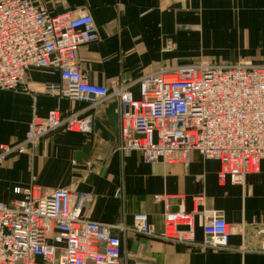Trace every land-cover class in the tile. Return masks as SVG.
Masks as SVG:
<instances>
[{
    "label": "built area",
    "instance_id": "2783aa9c",
    "mask_svg": "<svg viewBox=\"0 0 264 264\" xmlns=\"http://www.w3.org/2000/svg\"><path fill=\"white\" fill-rule=\"evenodd\" d=\"M97 38L89 12L52 15L36 0H0V89L23 88L29 69L56 71L59 81L38 90L83 103L67 114L52 109L34 114L23 137L0 144V164L14 154L32 153L45 135L59 129L90 135L89 110L117 103V150L138 152L144 162L161 160L187 166L193 152L219 163L220 183L243 185L264 160V63L249 60L162 67L137 79L109 85L90 82L77 51ZM166 40L162 51L174 49ZM137 90V97L134 90ZM0 200V264H126L114 230L126 228L82 216L94 196L70 188L47 190L31 183ZM162 195L153 196L155 202ZM196 204L201 198L194 197ZM194 213L164 210L162 229L144 212L134 213L131 230L150 239L200 249L227 247L232 226L220 212L202 211L204 240L197 242Z\"/></svg>",
    "mask_w": 264,
    "mask_h": 264
},
{
    "label": "crops",
    "instance_id": "0c3cea01",
    "mask_svg": "<svg viewBox=\"0 0 264 264\" xmlns=\"http://www.w3.org/2000/svg\"><path fill=\"white\" fill-rule=\"evenodd\" d=\"M36 2L52 15L75 16L82 8L89 12L97 38L78 49L77 59L89 81L96 84L137 79L183 61L264 63V0ZM191 30L202 41L217 42L219 51L207 58L190 54L185 39ZM168 39L176 48L164 52ZM57 81L56 71L29 69L23 88L0 89V144L21 139L34 114L43 117L52 109L62 114L86 109L83 103L38 90L44 82ZM134 95H138L136 89ZM109 104L88 112L97 120L105 119ZM112 135L114 139L108 141L99 137V131L84 135L59 129L45 135L32 153L14 154L0 165V200L9 203L19 198L14 189L31 183L47 190L70 188L91 193L94 198L81 214L126 228L114 230L126 264H264V160L257 172L245 176L243 185L220 183L216 160H204L193 152L187 166L161 160L144 162L136 151L122 155L117 150L118 120L112 124ZM87 142L90 152L77 158ZM156 194L163 199L155 202ZM194 197L201 198L200 205ZM178 209L195 211L197 242L204 240L202 211L220 212L232 226L227 247L170 244L131 230L134 213H146L148 221L161 230L164 210Z\"/></svg>",
    "mask_w": 264,
    "mask_h": 264
},
{
    "label": "rangeland",
    "instance_id": "374dc122",
    "mask_svg": "<svg viewBox=\"0 0 264 264\" xmlns=\"http://www.w3.org/2000/svg\"><path fill=\"white\" fill-rule=\"evenodd\" d=\"M192 31L193 30L186 32L188 34H187L186 39H185L186 46L190 50V52H189L190 54H192V55H194L196 57L207 58L208 56H213L214 52H218L219 51V49H218L219 44L217 42L207 41V40H210V39H206V40L202 41L200 36H198L197 33H194ZM175 48H176V44H175L174 49ZM174 49L168 50V52L169 51H173ZM164 52H165V50H164ZM199 61L200 60H197V61H194V62H199ZM240 61H244V60H240ZM192 63H193L192 60L191 61H183V62H180V63L176 62L175 64L171 65L170 67L178 66V65H189V64H192Z\"/></svg>",
    "mask_w": 264,
    "mask_h": 264
},
{
    "label": "water",
    "instance_id": "95a60500",
    "mask_svg": "<svg viewBox=\"0 0 264 264\" xmlns=\"http://www.w3.org/2000/svg\"><path fill=\"white\" fill-rule=\"evenodd\" d=\"M117 103L112 102L109 106L104 110L105 112V119H94L93 121V132L99 131V137L103 141L113 140L114 137L112 135V124L116 123L118 120L117 113H116ZM89 149V150H88ZM88 150V151H87ZM90 152V143L87 142L85 144V150L83 152H79L77 154L78 157H84V155Z\"/></svg>",
    "mask_w": 264,
    "mask_h": 264
}]
</instances>
